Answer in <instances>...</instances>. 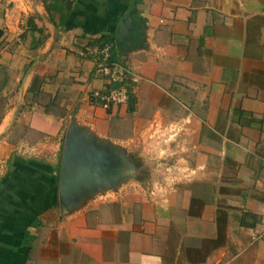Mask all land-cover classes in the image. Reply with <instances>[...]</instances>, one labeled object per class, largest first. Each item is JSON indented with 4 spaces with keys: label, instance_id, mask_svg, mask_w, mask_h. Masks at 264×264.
<instances>
[{
    "label": "crops",
    "instance_id": "crops-1",
    "mask_svg": "<svg viewBox=\"0 0 264 264\" xmlns=\"http://www.w3.org/2000/svg\"><path fill=\"white\" fill-rule=\"evenodd\" d=\"M106 36L127 104L91 97ZM262 232L264 0H0V264H264Z\"/></svg>",
    "mask_w": 264,
    "mask_h": 264
},
{
    "label": "built area",
    "instance_id": "built-area-1",
    "mask_svg": "<svg viewBox=\"0 0 264 264\" xmlns=\"http://www.w3.org/2000/svg\"><path fill=\"white\" fill-rule=\"evenodd\" d=\"M101 51L103 57L99 60L97 70L105 78L111 86L107 91L94 92L91 97L98 99L103 104L109 106H118L127 104L131 96V85L139 82L138 77L120 63L109 61L110 47L106 46ZM180 131V127H170L171 136L175 137ZM164 170L167 176H173L177 166L173 159H160L156 161V170ZM264 240V232L259 236Z\"/></svg>",
    "mask_w": 264,
    "mask_h": 264
},
{
    "label": "water",
    "instance_id": "water-1",
    "mask_svg": "<svg viewBox=\"0 0 264 264\" xmlns=\"http://www.w3.org/2000/svg\"><path fill=\"white\" fill-rule=\"evenodd\" d=\"M129 24V18L119 26L117 32V42L123 41V30ZM89 146L78 145L75 141L74 133L71 131L66 141L64 156L60 175V192L63 200L75 199L80 191L92 188L91 179H94L93 159ZM95 186V185H94ZM71 205V204H70Z\"/></svg>",
    "mask_w": 264,
    "mask_h": 264
},
{
    "label": "trees",
    "instance_id": "trees-1",
    "mask_svg": "<svg viewBox=\"0 0 264 264\" xmlns=\"http://www.w3.org/2000/svg\"><path fill=\"white\" fill-rule=\"evenodd\" d=\"M97 44L99 50H103L106 46H113L112 54H111V59L112 61H116L118 58V50L115 48V41L113 37H103L101 40L95 42ZM131 98V97H130ZM35 224V221L33 222ZM29 232H26L25 237H24V244L28 243V238H29Z\"/></svg>",
    "mask_w": 264,
    "mask_h": 264
}]
</instances>
